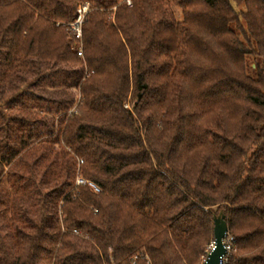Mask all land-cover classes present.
Here are the masks:
<instances>
[{"label":"trees","instance_id":"trees-1","mask_svg":"<svg viewBox=\"0 0 264 264\" xmlns=\"http://www.w3.org/2000/svg\"><path fill=\"white\" fill-rule=\"evenodd\" d=\"M0 55L81 95L0 105V264H201L221 213L264 264V0H0Z\"/></svg>","mask_w":264,"mask_h":264},{"label":"rangeland","instance_id":"rangeland-1","mask_svg":"<svg viewBox=\"0 0 264 264\" xmlns=\"http://www.w3.org/2000/svg\"><path fill=\"white\" fill-rule=\"evenodd\" d=\"M178 14L179 13L177 12V15ZM34 67L35 66L32 63L30 68L25 70L24 76H21L19 71L15 72L13 74H7V75H9L7 80L3 83L0 82V105L2 104V102L5 99H7L8 96H10L14 92V90L16 89L17 86L24 87L25 84L28 82L33 83L32 80L36 76L35 71H34ZM5 72H6V67H5L4 62H3V56L0 55V79L4 75ZM76 72H77L76 70L68 71V70L63 69L60 66H55L49 74H45L44 76H39L38 79H39L40 83L31 84L32 88L37 89V91L39 93L43 94L46 97L57 98V99H69V98L73 97L74 101L70 105V107L65 112L60 113L59 115H56L55 117L49 116L48 117L49 122L50 121L52 122L54 119L55 122H57V120H59V124H60V123H62L61 118H65V120H67L71 115L77 113V110H78L77 107H78V105H80L79 101L81 100V95H80L79 91L74 89L73 88L74 86H72ZM24 79L26 80V83H24V81H23ZM14 83H16V84H14ZM76 104H77V106H76ZM72 109H73V112H71V114H68L70 112V110H72ZM64 123L65 122H63L62 125L58 124L61 129L64 128V126H65ZM55 125H56L55 126V129H56L55 133H56L58 131V129H57L58 125L57 124H55ZM7 169H8V167H6V166L0 167L1 177L5 176ZM77 178H81L80 175L77 174ZM213 227H214V223H213ZM212 244L213 243H210L207 246L203 256L201 257V264L205 260Z\"/></svg>","mask_w":264,"mask_h":264},{"label":"built area","instance_id":"built-area-1","mask_svg":"<svg viewBox=\"0 0 264 264\" xmlns=\"http://www.w3.org/2000/svg\"><path fill=\"white\" fill-rule=\"evenodd\" d=\"M124 1H125V3L128 6L131 5V0H124ZM88 7H89V5L87 3L79 5L78 8H77L76 18L73 21H71V22H69L67 24L69 36H70V38L72 40V49L75 51V53H76V55L78 57H82L83 56L82 45H81V41H82V26H83V23H84L85 15H86V13L88 11ZM76 106H77V104H76ZM71 112H73V109L70 110V112L68 114H71ZM85 183H87V185L94 192H98L99 191V188L94 183L89 182V181L87 182V181L83 180L82 178H77L76 179V184L77 185L85 184ZM232 241H233V238L231 236L227 235V237L225 239V247H226L227 253H228V251L231 248ZM226 255L223 256L221 264H226V262H227Z\"/></svg>","mask_w":264,"mask_h":264},{"label":"water","instance_id":"water-1","mask_svg":"<svg viewBox=\"0 0 264 264\" xmlns=\"http://www.w3.org/2000/svg\"><path fill=\"white\" fill-rule=\"evenodd\" d=\"M213 244L202 264H221L223 256L227 254L225 239L228 228L224 220V215L219 214L213 219Z\"/></svg>","mask_w":264,"mask_h":264}]
</instances>
